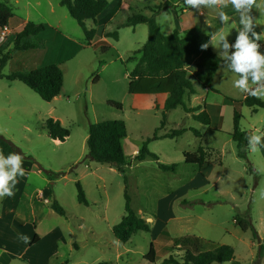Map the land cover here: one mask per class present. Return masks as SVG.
Returning a JSON list of instances; mask_svg holds the SVG:
<instances>
[{
  "label": "rangeland",
  "instance_id": "rangeland-1",
  "mask_svg": "<svg viewBox=\"0 0 264 264\" xmlns=\"http://www.w3.org/2000/svg\"><path fill=\"white\" fill-rule=\"evenodd\" d=\"M1 1L11 8L9 25L15 31L22 21L41 22L46 27L41 34L44 46L35 51H11L9 32L0 42V57L10 51L0 72L7 75L54 63L63 72V86L58 96L45 101L19 80L0 77V134L13 144L14 154L24 155L21 166L25 170L23 176L16 177L14 194L0 199L3 226L13 213L25 220L18 233L24 254L7 261L0 257V264H162L169 256L181 262L184 249L178 242L185 236L198 237L201 251L230 245L234 260L254 264L258 240L234 219L251 222L263 242L264 146H257L258 152H252L249 146L247 158L238 157L231 137L232 116L236 108L241 113L240 127L258 134V130L264 132V108L253 111L241 103L247 92L235 88L234 81L246 74L232 73L227 68L231 59L223 58L225 50L218 43L223 34L233 44L237 28L242 27L232 5L222 9L230 19L221 23L219 5L201 6L197 11L183 10L182 0H108L107 17H113L105 26L117 31L118 38L109 37L110 46L104 49L105 44H88L82 29L59 0ZM133 12L153 15L164 34L175 27L182 35L195 29L201 47L207 44L222 58L210 74L209 86L196 78L193 56L184 62L195 88V93L184 95V102L188 107L205 106L210 116L208 125L178 106L166 112L161 126L166 94L128 92V73L148 30L145 23L125 26L126 17ZM250 15L261 34L258 51L264 54V0H258ZM86 25L98 30L95 35H105L92 21L87 20ZM235 50L230 47L228 56ZM247 75L250 88L257 87L259 82L253 84L251 75ZM259 98L264 100V96ZM108 100L121 103V108L111 106ZM48 118L60 120L69 130L65 140L55 141L49 136L43 127ZM111 119H121L126 125L123 148L128 163L123 172L86 157L88 125ZM179 128L187 130L148 142V149L158 160L134 159L142 141L152 138L154 132L163 136ZM261 143L264 145V137ZM199 147L204 151L202 165L186 163L184 152L197 153ZM157 162L176 166L173 171H163ZM77 180L88 204L77 200ZM125 192L130 206L150 223L151 230L135 233L122 243L112 227L125 214ZM55 200L64 214L55 210ZM33 233L39 241L28 247ZM23 237L28 238L27 243ZM150 243L155 250L153 262L145 258ZM260 263L264 264V255Z\"/></svg>",
  "mask_w": 264,
  "mask_h": 264
},
{
  "label": "trees",
  "instance_id": "trees-1",
  "mask_svg": "<svg viewBox=\"0 0 264 264\" xmlns=\"http://www.w3.org/2000/svg\"><path fill=\"white\" fill-rule=\"evenodd\" d=\"M258 0H256L257 4ZM60 5L64 6L70 16L76 20L83 31L88 43L97 33L95 27H88L86 21L90 20L96 24V18L109 4L108 0H59ZM255 7V6H254ZM254 7L250 10L253 11ZM188 7H183L185 9ZM190 9V8H188ZM252 16V15H251ZM12 17L11 8L0 0V29L7 26L9 19ZM253 18V16H252ZM254 21V20H253ZM139 23L147 25V38L138 50L139 56L129 70L128 73V92L140 95H158L166 94L163 104L161 126L166 121V112L181 106L182 109L192 114V118L208 125L210 116L204 108L199 105L197 107H188L184 102V95L195 93V88L191 80L187 77V68L185 67V59L188 56L195 58L196 73L195 76L199 81L204 82L207 86L210 84V74H212L222 62V58L210 47L202 48L199 41L198 32L191 28L182 35L175 27L171 32L164 34L161 32L153 15L133 12L125 19V26H134ZM43 23H35L27 21L23 27L9 35L12 43L11 51L29 50L44 46L42 32L45 30ZM252 31L260 34L254 22ZM249 37L252 32L248 33ZM105 36L118 38L117 31H106ZM261 40L257 43L261 47ZM106 45L103 46L106 49ZM259 47V48H260ZM10 51H7L0 57V70L9 58ZM0 77H6L10 80H19L31 90L36 92L42 100L50 101L58 96L62 91L63 72L57 64H47L39 66L31 70H17L4 75L0 72ZM95 77L93 80H96ZM259 84H264L262 79ZM246 106L257 111L258 108H264V100L246 93L240 100ZM108 104L116 108H121V103L108 100ZM241 113L234 108L232 116V132L231 137L236 144V154L238 157L246 159L249 151V136L251 132L240 127ZM43 127L49 133L52 139L65 140L69 135V130L64 127L60 120L48 118L44 121ZM186 128L175 129L172 133L158 136L154 132L152 138L142 141L134 159L141 161L146 157H152L158 160V156L148 149V142L151 139L160 137H174L185 132ZM192 131L199 135L198 131ZM127 136L125 122L121 119L103 120L93 122L88 125V134L85 140L87 154L86 157L92 161L99 163H107L118 171L123 172V166L128 163L123 148V140ZM0 151L4 156L15 153L13 144L0 134ZM24 157L23 154H19ZM184 161L190 164L201 166L204 161V151L201 147L197 153L184 152ZM158 167L163 171L174 170L175 164L165 165L157 162ZM77 188V200L80 203L88 204L84 191L77 180L75 182ZM125 195L124 210L125 214L121 220L114 224L112 232L114 236L122 243L127 242L132 235L140 231L150 232V223L145 218L139 216L130 206L129 195ZM55 210L60 214H64V209L55 200L53 202ZM235 222L243 231L250 229L253 239L258 240V252L254 264H260L261 257L264 255V238L260 241L258 232L251 222L240 217H235ZM39 236L35 233L31 244L37 242ZM179 248L184 249L183 260L180 262L169 256L162 261V264H210L212 262L231 261L232 264H240L234 260V249L230 245L221 244L210 250H200V239L195 236L182 237L179 242ZM145 258L150 262L155 260V250L153 244L150 243L149 251Z\"/></svg>",
  "mask_w": 264,
  "mask_h": 264
},
{
  "label": "clouds",
  "instance_id": "clouds-1",
  "mask_svg": "<svg viewBox=\"0 0 264 264\" xmlns=\"http://www.w3.org/2000/svg\"><path fill=\"white\" fill-rule=\"evenodd\" d=\"M182 3L184 6L196 9L197 11L202 9L201 6L204 8L221 6L217 13L221 23L230 19L222 9L227 8L229 4L232 5V8L239 16V25H242V27L237 28V37L231 45L225 35H219V46L225 50L223 58L231 59V63L227 65V68L232 73L246 74L234 81L235 88L257 98L264 96V84H258L257 87L250 88L247 75H251L253 84H257V82L264 79V54L258 51L260 45L257 43V41L261 40V34L252 31L254 21L250 15V10L256 5V0H182ZM249 32H252L251 37L248 35ZM202 47L206 48L207 44L202 45ZM230 47L236 50L229 57L227 50ZM262 137H264V132H260L259 130L258 134L249 136V146L252 152L260 151V148L257 146H264L261 143ZM21 164L22 157L19 154L4 156L3 152L0 151V199L5 196L11 197L14 194L13 188L17 183L16 177L25 174V170ZM23 240L27 243L28 238L23 237Z\"/></svg>",
  "mask_w": 264,
  "mask_h": 264
},
{
  "label": "crops",
  "instance_id": "crops-1",
  "mask_svg": "<svg viewBox=\"0 0 264 264\" xmlns=\"http://www.w3.org/2000/svg\"><path fill=\"white\" fill-rule=\"evenodd\" d=\"M107 8L108 6L100 13L98 14L97 18H96V24L98 25L99 29H103L105 32L106 31H110V29H108L105 25L107 23H109L111 21V18L113 17L112 15H108L107 17ZM188 9V8H187ZM184 10V9H183ZM27 21H22L20 23V28L19 30L23 27V25L26 23ZM10 23V19L8 21L7 24V29L8 32H17L19 30H14L13 28H11V26L9 25ZM171 32V31H170ZM99 35H95L94 37H96L94 39V37L92 38L91 42L88 43L89 45H101V44H105V45H109L108 42V38L110 36H99ZM203 48V47H202ZM32 51L35 50H39V48H35V49H29ZM204 109H206L205 106H203ZM55 141H58V139H54ZM25 223V220L18 214V213H13L12 214V219L8 222L7 225L3 226L4 224H2V215L0 214V257L4 258L6 261L11 259V258H15V257H20L23 256V250H20V237H19V228ZM33 228H35L34 223H32ZM34 234L32 235L31 239L28 240V247L36 244L37 242L31 244V241L34 237ZM261 264V263H260Z\"/></svg>",
  "mask_w": 264,
  "mask_h": 264
},
{
  "label": "built area",
  "instance_id": "built-area-1",
  "mask_svg": "<svg viewBox=\"0 0 264 264\" xmlns=\"http://www.w3.org/2000/svg\"><path fill=\"white\" fill-rule=\"evenodd\" d=\"M8 33L9 32H8L7 26L0 29V42H2L5 39Z\"/></svg>",
  "mask_w": 264,
  "mask_h": 264
}]
</instances>
